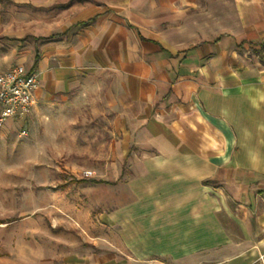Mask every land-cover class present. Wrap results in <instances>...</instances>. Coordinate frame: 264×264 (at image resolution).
I'll return each instance as SVG.
<instances>
[{"label":"crops","instance_id":"crops-1","mask_svg":"<svg viewBox=\"0 0 264 264\" xmlns=\"http://www.w3.org/2000/svg\"><path fill=\"white\" fill-rule=\"evenodd\" d=\"M6 1L42 14L0 30V73L39 86L0 134L57 148L64 108L105 121L90 203L42 206L66 234L35 264H264V0Z\"/></svg>","mask_w":264,"mask_h":264},{"label":"rangeland","instance_id":"rangeland-1","mask_svg":"<svg viewBox=\"0 0 264 264\" xmlns=\"http://www.w3.org/2000/svg\"><path fill=\"white\" fill-rule=\"evenodd\" d=\"M0 4L3 16L0 30L22 31L41 21L37 17L41 16V11L32 7L5 0ZM12 37L32 36L15 34ZM57 115L62 120L59 127L63 139L57 148L52 147L49 132L45 145H36L29 135L23 139L19 132L14 138L0 134V264H35L34 254L38 248L58 233L66 234V229L50 225L51 214L57 212L42 209V206L51 208L52 203L70 197L80 198L84 206L90 203L86 189L79 185L81 181L75 176L93 170V177H84V180L97 178L95 156L99 139L106 136L105 121L87 116V122L81 124V128L67 130L71 122L69 116L72 120L76 118L74 110L64 108ZM61 185L69 186L70 191L60 190ZM60 214L67 217L65 213Z\"/></svg>","mask_w":264,"mask_h":264},{"label":"built area","instance_id":"built-area-1","mask_svg":"<svg viewBox=\"0 0 264 264\" xmlns=\"http://www.w3.org/2000/svg\"><path fill=\"white\" fill-rule=\"evenodd\" d=\"M39 86L38 75L22 64H14L0 73V126L9 119H22L30 113ZM22 129L19 136H28ZM93 170H85L83 177H93Z\"/></svg>","mask_w":264,"mask_h":264},{"label":"trees","instance_id":"trees-1","mask_svg":"<svg viewBox=\"0 0 264 264\" xmlns=\"http://www.w3.org/2000/svg\"><path fill=\"white\" fill-rule=\"evenodd\" d=\"M1 1V0H0Z\"/></svg>","mask_w":264,"mask_h":264}]
</instances>
